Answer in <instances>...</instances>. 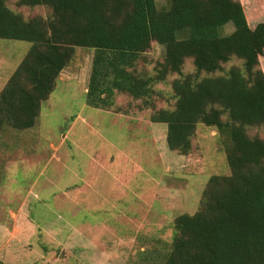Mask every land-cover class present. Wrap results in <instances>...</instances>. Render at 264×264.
Here are the masks:
<instances>
[{"label":"trees","instance_id":"1","mask_svg":"<svg viewBox=\"0 0 264 264\" xmlns=\"http://www.w3.org/2000/svg\"><path fill=\"white\" fill-rule=\"evenodd\" d=\"M12 1L0 0V40L30 48L0 92V132L36 127L75 49L90 50L88 107L147 115L181 157L199 124L215 129L228 170L210 176L193 214L175 218L170 241L132 263L264 264V0ZM154 43L163 57L151 64ZM167 83L171 94L156 88Z\"/></svg>","mask_w":264,"mask_h":264},{"label":"rangeland","instance_id":"2","mask_svg":"<svg viewBox=\"0 0 264 264\" xmlns=\"http://www.w3.org/2000/svg\"><path fill=\"white\" fill-rule=\"evenodd\" d=\"M29 48L0 40V92ZM92 54L75 49L36 127L0 132V264H133L139 249L171 240L175 218L196 211L210 176L228 174L215 129L199 124L194 152L181 157L147 115L88 107ZM162 57L152 44L147 60ZM156 88L171 94L168 83Z\"/></svg>","mask_w":264,"mask_h":264}]
</instances>
